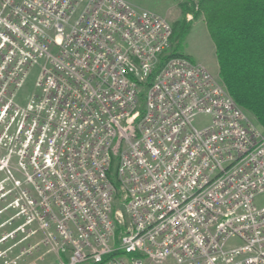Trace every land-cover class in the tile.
Listing matches in <instances>:
<instances>
[{
	"label": "built area",
	"instance_id": "obj_1",
	"mask_svg": "<svg viewBox=\"0 0 264 264\" xmlns=\"http://www.w3.org/2000/svg\"><path fill=\"white\" fill-rule=\"evenodd\" d=\"M172 37L124 0H0V172L34 195L8 209L64 264H264V130Z\"/></svg>",
	"mask_w": 264,
	"mask_h": 264
},
{
	"label": "trees",
	"instance_id": "obj_2",
	"mask_svg": "<svg viewBox=\"0 0 264 264\" xmlns=\"http://www.w3.org/2000/svg\"><path fill=\"white\" fill-rule=\"evenodd\" d=\"M215 45L219 77L235 102L264 130V0H187ZM183 5L186 11L189 7ZM172 40L189 26L173 27ZM180 47L171 56H184ZM113 174V171H112ZM115 177V176H114ZM116 255H111L113 258ZM67 261L66 255L63 254Z\"/></svg>",
	"mask_w": 264,
	"mask_h": 264
},
{
	"label": "rangeland",
	"instance_id": "obj_3",
	"mask_svg": "<svg viewBox=\"0 0 264 264\" xmlns=\"http://www.w3.org/2000/svg\"><path fill=\"white\" fill-rule=\"evenodd\" d=\"M130 5L152 12L168 21L172 27L178 23L181 27L186 25L185 36H178L182 30L178 28L177 36L173 40L172 48L179 45L181 53L194 59L204 66L213 75L219 74L215 58L216 50L208 33L203 17H195L197 10L193 9L187 0H124ZM190 8L188 11L183 5ZM206 63H202L201 61ZM219 67V66H218ZM37 70L35 69L23 94L27 95L34 87ZM15 172V171H14ZM15 178L21 176L15 172ZM5 174L0 172V264H64V257L60 246L55 244V238H50L49 233H44L36 222H31L30 217L20 216L22 201L19 206L8 209V206L20 197L24 189L34 198L29 187L23 186L9 196L6 192L12 188L4 181ZM37 197V196H36ZM27 221L29 222L27 224Z\"/></svg>",
	"mask_w": 264,
	"mask_h": 264
},
{
	"label": "crops",
	"instance_id": "obj_4",
	"mask_svg": "<svg viewBox=\"0 0 264 264\" xmlns=\"http://www.w3.org/2000/svg\"><path fill=\"white\" fill-rule=\"evenodd\" d=\"M188 57V56H187ZM190 58V57H189ZM215 58H216V54H215ZM192 61H194L195 63H198V62H196L194 59H192V58H190ZM201 61V60H200ZM202 63H206V62H204V61H201ZM216 62H217V58H216ZM200 64V63H199ZM207 64V63H206ZM208 65V64H207ZM217 68H218V72H219V67H218V62H217ZM217 75H219V74H217Z\"/></svg>",
	"mask_w": 264,
	"mask_h": 264
}]
</instances>
